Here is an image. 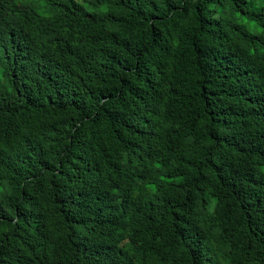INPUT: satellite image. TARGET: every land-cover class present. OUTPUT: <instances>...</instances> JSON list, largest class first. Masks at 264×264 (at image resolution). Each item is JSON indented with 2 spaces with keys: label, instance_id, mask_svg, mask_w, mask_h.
<instances>
[{
  "label": "trees",
  "instance_id": "16d2710c",
  "mask_svg": "<svg viewBox=\"0 0 264 264\" xmlns=\"http://www.w3.org/2000/svg\"><path fill=\"white\" fill-rule=\"evenodd\" d=\"M0 264H264V0H0Z\"/></svg>",
  "mask_w": 264,
  "mask_h": 264
}]
</instances>
